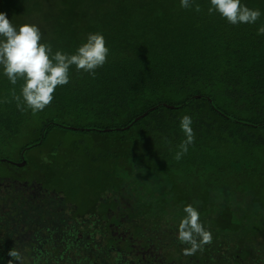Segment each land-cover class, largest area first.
<instances>
[{
	"label": "trees",
	"instance_id": "16d2710c",
	"mask_svg": "<svg viewBox=\"0 0 264 264\" xmlns=\"http://www.w3.org/2000/svg\"><path fill=\"white\" fill-rule=\"evenodd\" d=\"M195 3L200 12L180 0H0V13L17 29L37 25L53 52L75 54L92 33L110 50L95 78L73 66L69 84L35 115L17 109L11 93L19 95L23 81L13 86L0 67V156L17 154L0 158L8 168H0V225H22L31 213L25 229L0 238V264H9L14 247L23 264L49 263L36 260L32 217L47 209L30 202L39 192L32 182L62 206L50 222L65 240L54 255L95 232L105 247L95 255L100 264L109 246L139 258V239L143 249L167 241L164 255L176 263L264 264V35H257L264 0H241L261 16L239 25L209 15L210 0ZM184 115L195 141L176 161ZM189 204L213 235L192 256L173 241ZM97 221L129 234L95 230Z\"/></svg>",
	"mask_w": 264,
	"mask_h": 264
},
{
	"label": "clouds",
	"instance_id": "9594fccd",
	"mask_svg": "<svg viewBox=\"0 0 264 264\" xmlns=\"http://www.w3.org/2000/svg\"><path fill=\"white\" fill-rule=\"evenodd\" d=\"M208 14L218 13L231 25L255 24L261 16L260 10L250 9L241 0H210ZM184 9L201 11L195 0H180ZM257 35H264V26L257 30ZM42 33L35 24H22L17 29L7 18L6 13H0V67L3 75L15 86L23 81L20 94L12 90V99L21 112L30 110L33 115L51 106L55 98V91L70 82V69L75 66L77 72L83 71L95 78L96 70L102 68L108 61L109 48L103 34H89L75 54L62 51L53 52L50 44L42 43ZM3 102L8 103L7 99ZM192 118L184 115L180 120V128L185 139L179 145L174 159L180 161L188 153L189 146L194 144L195 133ZM45 162L46 158H45ZM186 215L181 219L178 227L177 239L183 245L186 256L203 252L205 245L213 243V235L200 220L199 211L191 204L183 209ZM39 219V218H38ZM33 220V217H32ZM39 229L38 224H32ZM32 229V228H30ZM58 229V228H57ZM60 232V230L58 229ZM12 261L23 264L24 258L15 247L8 252Z\"/></svg>",
	"mask_w": 264,
	"mask_h": 264
},
{
	"label": "rangeland",
	"instance_id": "374dc122",
	"mask_svg": "<svg viewBox=\"0 0 264 264\" xmlns=\"http://www.w3.org/2000/svg\"><path fill=\"white\" fill-rule=\"evenodd\" d=\"M7 154V155H6ZM8 158L9 160L15 159L17 157V154H13L12 152L7 153L5 152L4 155H1L0 158ZM32 163V162H30ZM3 165L6 173H8V168L6 167L5 164H0ZM33 189H38V191H44V188H40L38 185H34V182H32ZM22 185H19L21 187ZM17 188V186L15 187ZM47 193V192H45ZM39 195V196H38ZM47 195L45 198H40L41 196ZM34 204L38 205V208L41 210L47 209L45 211V214L50 215V212H53V209L57 211H61V207L57 209L59 198L56 195H53L51 193L43 194L41 192H34V195H32L30 202H33ZM42 204H45L42 206ZM68 206V205H67ZM31 215V213H29ZM55 217V216H54ZM96 217L93 215H88L86 217L87 220H94ZM29 219H26L22 221L23 223H28ZM1 222L3 225H0V238L3 240L5 238L9 237V232L10 231H16L18 230V224L10 219H1ZM33 222L35 225L38 224L39 219L37 216L33 215ZM95 230H100L101 232L104 233H111V235L117 236H124L129 233L124 232L123 229L118 226L115 227L114 229L111 228V226H105L104 221H97L95 224ZM44 228H46V234H41L39 231L35 235L37 238L36 241V250L37 255H36V260L39 262H43V259L45 257H49L50 260L47 261L49 262L48 264H55L57 261H60L58 264H67V262H71L74 264H100L97 259H95V255H98V253L101 251V248L104 247V243L99 240V233H93L94 239L91 242H87L84 244H79V247H75L72 249L68 250H60V253L58 255H54L52 250L58 248L57 242L60 240V243L65 241L63 239L62 234L58 231V229L51 223H46L43 225ZM31 232L30 230H26L23 235H26L27 233ZM73 232H70L68 240H66L67 243L71 240ZM25 242L28 240V238L23 239ZM36 240V239H35ZM174 243H178L179 240L176 238H173ZM140 242L141 240L139 239L135 248H138L139 251H136V255H139V258L136 257L132 253H121L118 254L117 252L111 250L112 247L109 246L104 250V253L106 257L101 259V264H183L182 263H176L175 260L169 261L167 260V257L164 255L165 252L170 249L171 245L166 242V246L162 244L158 245H153L150 244L148 249H143L140 247ZM91 247L90 253L91 256L94 258L88 260L86 257L87 254H84L86 251H88ZM88 248V249H87ZM138 258V259H137ZM181 262V261H180Z\"/></svg>",
	"mask_w": 264,
	"mask_h": 264
},
{
	"label": "flooded vegetation",
	"instance_id": "af4514ba",
	"mask_svg": "<svg viewBox=\"0 0 264 264\" xmlns=\"http://www.w3.org/2000/svg\"><path fill=\"white\" fill-rule=\"evenodd\" d=\"M5 185H3V184H0V188H3ZM38 191V190H37ZM39 192H41V191H39ZM42 193V192H41ZM43 194H47V193H43ZM51 194H53V195H55L54 193H51ZM32 195H34V192L32 193ZM32 195H31V197H32ZM39 196V195H38ZM47 195H42L40 198H45ZM31 199V198H30ZM32 204H34V201L33 202H31ZM45 204H42V206H44ZM61 207V210H62V206H59L57 209H59ZM7 210V209H6ZM5 210V211H6ZM63 211H65V210H63ZM51 214L50 215H47V214H45V211H42L41 212V214H42V216H41V218H39V222H38V227L40 228V233L41 234H46V228H44L43 227V225L44 224H46V223H50L51 221H52V219L54 218V215H53V212H50ZM2 214V210H0V215ZM24 215H23V218H22V220L21 221H24V220H26V219H28V216H29V213L28 212H25V213H23ZM44 215V216H43ZM24 224L25 223H23L22 222V225L21 224H19L18 225V230H21V229H25V226H24ZM51 224H53V223H51ZM54 225V224H53ZM18 230H16V233H19V231ZM26 230H30V229H26ZM25 230V231H26ZM10 234V233H9ZM10 236V235H9Z\"/></svg>",
	"mask_w": 264,
	"mask_h": 264
},
{
	"label": "bare ground",
	"instance_id": "6f19581e",
	"mask_svg": "<svg viewBox=\"0 0 264 264\" xmlns=\"http://www.w3.org/2000/svg\"><path fill=\"white\" fill-rule=\"evenodd\" d=\"M228 127H229V126H228ZM226 129H227V126H226ZM232 145H233V144H232ZM233 146H234V145H233ZM230 147H231V146H230ZM235 148H236V147H235ZM236 149H237V148H236ZM236 149H235V150H236ZM232 150H233V149L231 148V151H232ZM235 150H234V151H235Z\"/></svg>",
	"mask_w": 264,
	"mask_h": 264
},
{
	"label": "water",
	"instance_id": "95a60500",
	"mask_svg": "<svg viewBox=\"0 0 264 264\" xmlns=\"http://www.w3.org/2000/svg\"><path fill=\"white\" fill-rule=\"evenodd\" d=\"M142 116H144V115H142Z\"/></svg>",
	"mask_w": 264,
	"mask_h": 264
}]
</instances>
